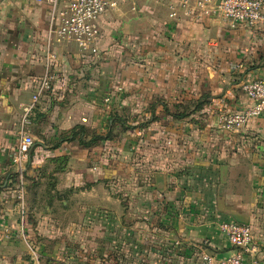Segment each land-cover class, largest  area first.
<instances>
[{
    "label": "crops",
    "instance_id": "obj_1",
    "mask_svg": "<svg viewBox=\"0 0 264 264\" xmlns=\"http://www.w3.org/2000/svg\"><path fill=\"white\" fill-rule=\"evenodd\" d=\"M182 12H108L106 56L54 48L53 87L26 113L46 69L53 0H0V255L15 251L21 231L33 242L57 236L58 224L59 237L74 232L78 251L93 252L90 264H195L203 249L233 252L220 224L234 220L252 226L264 262V116L240 131L218 120L248 104L243 81L264 78V27L232 26L215 9ZM112 14L127 20L118 42L115 22H106ZM115 93L128 106L105 102ZM204 93L202 108L182 119L157 102V120L114 140L84 147L72 135L81 126L86 140L105 134L115 109L131 119L159 98L173 111ZM23 134L34 139L24 215L14 167Z\"/></svg>",
    "mask_w": 264,
    "mask_h": 264
},
{
    "label": "built area",
    "instance_id": "obj_2",
    "mask_svg": "<svg viewBox=\"0 0 264 264\" xmlns=\"http://www.w3.org/2000/svg\"><path fill=\"white\" fill-rule=\"evenodd\" d=\"M42 1V0H38ZM122 0H71L63 8H59V0H53V17L47 35V55L45 73L38 82L33 95V104L26 108L30 111L39 97L53 87V67L58 59L56 47L75 44L84 55H99L103 39L101 18L110 11L120 8ZM136 8L138 0H125ZM171 16H196L197 13L215 9L226 22L232 26L243 25L249 28L264 27V0H174L170 2ZM181 14V13H180ZM182 15V14H181ZM248 99V104L235 111H227L218 117L222 128L233 131L244 129L256 117L264 116V78L245 80L240 85ZM105 102L112 103V97L106 96ZM34 139L29 134L20 137L14 155V167L19 179L18 204L22 215L25 213V172L30 162V151ZM233 247L228 256L218 257L208 250H201L195 264H264L259 257V245L255 241L250 224L234 220H226L220 224Z\"/></svg>",
    "mask_w": 264,
    "mask_h": 264
},
{
    "label": "rangeland",
    "instance_id": "obj_3",
    "mask_svg": "<svg viewBox=\"0 0 264 264\" xmlns=\"http://www.w3.org/2000/svg\"><path fill=\"white\" fill-rule=\"evenodd\" d=\"M173 1L174 0H138L135 9H171L170 2ZM120 9H133V8L130 4H125L124 6L120 7ZM123 16L124 14H112V15H108V17L106 18V22L108 23H110L111 21L115 22L117 28H115L113 32L111 31V36L116 39L115 40L116 42H118V40L121 41L123 39V34H124L123 26L124 23L127 21ZM102 31H103V39L101 45H103V40L109 37L107 34H105V30H103V28ZM119 47L120 49H122L121 46ZM105 51L106 49H103L100 46L99 55L101 58L103 56H106ZM110 96L116 98V100L118 99V101L121 104L120 107L123 105L128 106L122 100L120 93H115L114 95H110ZM112 103H114V101H112ZM119 113H122V110ZM132 113H133V117H131V119L133 118L132 122L137 123L139 119H141L140 115H138L141 113V111L135 108V110H133ZM135 119L138 121H134ZM116 180H123V178L118 176ZM118 193H120V191H118ZM58 227L59 225L56 224L57 229L52 228V231H54L53 234L57 236H54L52 238L35 237L33 238V242L32 240H30V238L27 239L23 231H21L22 235L18 239L19 244L17 245V248L12 254L7 253V250H3L1 252L2 254L0 255V264H90L94 258L93 256L94 254H92L93 252H91V250L87 248L88 246L91 245L90 242L91 238L88 239L85 238V244H87L85 246H87L86 247L87 249H85L86 255L84 256L79 252L80 250L78 251V248H76V246L81 247L79 241H82V239L81 240L77 239V237L75 236L76 233L74 234V232H69L70 235H74V236H72V238L70 239L65 240L63 237H59V232L61 230H59ZM116 236L119 235L116 234ZM59 241L63 242V244H65L66 242L67 245H72V248H70V250L67 251L63 250L64 248L62 244H61L62 247L58 244ZM128 251L129 250H126V253ZM127 254L130 255V253ZM58 259L59 260L62 259V261L59 262Z\"/></svg>",
    "mask_w": 264,
    "mask_h": 264
},
{
    "label": "trees",
    "instance_id": "obj_4",
    "mask_svg": "<svg viewBox=\"0 0 264 264\" xmlns=\"http://www.w3.org/2000/svg\"><path fill=\"white\" fill-rule=\"evenodd\" d=\"M112 95V94H111ZM208 93H204L198 98H191L189 99V104L186 105H176L175 110H171L169 108V103L165 102L163 98L157 99L154 103L150 104L146 109H142L141 113L138 115H143L145 112H151L152 115L149 119H146L145 115L142 116L141 119L134 120L138 121L139 123L136 124L135 122L129 123V117H125L123 114L119 113L117 109L113 110L110 114V120L108 123L109 129L105 134H99V133H93L91 138L89 140H86L84 137V134L87 133V128L85 126L79 127V130L74 129L72 132L73 137H79L81 144L84 147H92L96 144H100L103 141L107 140H114L118 138L121 134L127 132L130 129L136 128V127H146L149 126L152 122L158 119L156 116V109L157 104L163 105L164 112L166 115H173L174 118L182 119L185 117L190 116L193 112H197L199 109L202 108V106L207 102L204 99L208 98ZM116 98L112 97V101L115 102ZM204 100V101H202ZM158 102V103H157ZM193 105H192V104ZM194 106V108H192ZM16 177L18 175L16 174Z\"/></svg>",
    "mask_w": 264,
    "mask_h": 264
},
{
    "label": "water",
    "instance_id": "obj_5",
    "mask_svg": "<svg viewBox=\"0 0 264 264\" xmlns=\"http://www.w3.org/2000/svg\"><path fill=\"white\" fill-rule=\"evenodd\" d=\"M221 1H222V0H216V4H217V5H220Z\"/></svg>",
    "mask_w": 264,
    "mask_h": 264
}]
</instances>
